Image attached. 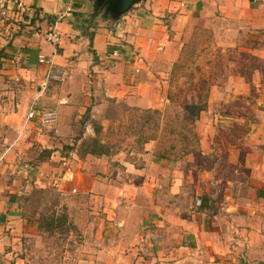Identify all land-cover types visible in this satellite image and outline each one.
<instances>
[{"label":"crops","instance_id":"0c3cea01","mask_svg":"<svg viewBox=\"0 0 264 264\" xmlns=\"http://www.w3.org/2000/svg\"><path fill=\"white\" fill-rule=\"evenodd\" d=\"M11 1L0 20V264L26 262L35 232L25 216L27 192L42 179L54 181L82 220L75 224L87 253L74 258L65 248L58 264H264V123L247 135L258 140L255 154L248 142L209 143L229 171L202 176L211 185L204 195L181 187L184 175L172 171L179 160L61 153L76 112L92 99L159 108L171 68L200 34L211 35L220 52H251L264 63V0H140L118 16L119 0ZM50 29L61 36L58 47L44 38ZM39 56L68 75L47 95L40 88L49 65ZM244 61L229 66L248 67ZM242 76L234 72L237 90L247 84ZM32 105L57 108V135L27 120ZM93 135L85 128L78 141Z\"/></svg>","mask_w":264,"mask_h":264},{"label":"rangeland","instance_id":"374dc122","mask_svg":"<svg viewBox=\"0 0 264 264\" xmlns=\"http://www.w3.org/2000/svg\"><path fill=\"white\" fill-rule=\"evenodd\" d=\"M216 47L213 37L207 33L190 40L169 72L168 88L163 95L167 101L157 99L159 108L142 109L124 102L92 99L76 112L71 124L76 127L70 137L71 145L64 144L60 152L78 150L82 155V141L78 140L83 137L85 128L100 127L98 139L109 151L106 156L131 160L152 154L174 162L179 160L172 171L178 169L184 175L181 187L188 191L202 190L204 195L210 182L203 181L202 176L222 175L229 171L216 160L221 159L222 154L215 155L216 151L208 148L209 143L216 146V143L248 142L250 153L255 154L252 143H258V140L249 139L247 135L260 132L264 123L258 106L264 78L256 77L264 72V63L251 52L237 57L234 53L220 52ZM238 59L247 60L244 63L248 67L229 66ZM234 72L244 74L242 78L247 82L240 85L239 90ZM55 86L49 85L46 95ZM247 90L250 92L245 96L243 91ZM68 116V113L64 114L66 123ZM59 123L58 113V126L61 127ZM93 137L86 136L85 141ZM146 144L147 152L144 151ZM40 155L43 156L42 152ZM135 164L139 165L140 161ZM42 177L48 178L45 174ZM27 194L25 216L35 227V232L27 237L29 242L23 254L25 264H58L65 248L74 258L80 253L86 254L85 237L75 224L82 221L79 209L74 205L67 207L68 199L58 191L54 181L42 179L36 184L34 181ZM206 199L209 200L207 196Z\"/></svg>","mask_w":264,"mask_h":264},{"label":"built area","instance_id":"2783aa9c","mask_svg":"<svg viewBox=\"0 0 264 264\" xmlns=\"http://www.w3.org/2000/svg\"><path fill=\"white\" fill-rule=\"evenodd\" d=\"M12 4L13 2L11 0H0V20L7 17L10 10L9 8ZM17 7L22 8V4L18 2ZM70 12L71 7L67 9L65 15H68ZM44 38L53 47H58L61 44V36L55 29L48 30L45 33ZM113 55L118 56V53L113 52ZM38 62L40 64L49 65L43 87L40 88L41 90L47 89L49 85L52 84H61L67 79L68 75L65 69L49 63L44 56H39ZM27 120L35 122L41 131H46L48 133H52L53 135L58 134V110L55 106L39 107L38 105H32L27 113ZM23 169L32 172L34 167L25 164Z\"/></svg>","mask_w":264,"mask_h":264},{"label":"trees","instance_id":"16d2710c","mask_svg":"<svg viewBox=\"0 0 264 264\" xmlns=\"http://www.w3.org/2000/svg\"><path fill=\"white\" fill-rule=\"evenodd\" d=\"M95 137L89 139L88 141L83 140L81 143L82 155H92V156H103L108 155L109 151L103 143L98 139L101 132L100 127H93Z\"/></svg>","mask_w":264,"mask_h":264},{"label":"water","instance_id":"95a60500","mask_svg":"<svg viewBox=\"0 0 264 264\" xmlns=\"http://www.w3.org/2000/svg\"><path fill=\"white\" fill-rule=\"evenodd\" d=\"M140 0H119L117 3L113 5L115 13L118 15L126 13L129 8L134 4L135 2Z\"/></svg>","mask_w":264,"mask_h":264}]
</instances>
